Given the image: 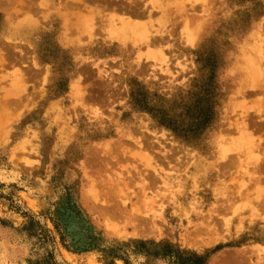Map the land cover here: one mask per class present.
Returning <instances> with one entry per match:
<instances>
[{"label": "rangeland", "instance_id": "1", "mask_svg": "<svg viewBox=\"0 0 264 264\" xmlns=\"http://www.w3.org/2000/svg\"><path fill=\"white\" fill-rule=\"evenodd\" d=\"M107 1L0 0V264H264V126L217 139L264 121V0H160L162 48Z\"/></svg>", "mask_w": 264, "mask_h": 264}, {"label": "bare ground", "instance_id": "2", "mask_svg": "<svg viewBox=\"0 0 264 264\" xmlns=\"http://www.w3.org/2000/svg\"><path fill=\"white\" fill-rule=\"evenodd\" d=\"M141 1L130 0L129 1L130 5H119V4L116 5L113 3L115 6L111 4V1L105 2V5H102V10L106 8H111L114 13L108 16V15H103L102 11H99L98 16L99 19L101 20L100 22L102 24L101 28L103 26L104 28L108 29L109 34L118 35L117 38H121L123 40L122 43L125 44L127 41L130 40L136 46L145 45L147 47L156 46L162 48L161 43L166 41L164 35V23L166 22V17L163 16V14H165V9L163 8L160 0H149L148 4L150 6L146 4L142 5L140 3ZM186 1L190 2L191 6H193L194 5L193 2H196L198 0H186ZM204 1L205 0H202V2ZM178 6L180 8L183 7V2L180 3ZM154 9H160L162 13V16L159 18V20H157L158 26L156 28L154 27V21H153ZM96 16L97 15L94 14V11L90 10L89 14L80 16L79 19L81 20V23H83V27L85 29L86 28L93 29L94 26H96V22H97ZM185 18H186L185 21L187 22V20L189 19H187V17ZM184 30L187 39H189V35H191V32H189L188 30V24L186 28H184ZM159 52L160 53L162 52L161 49ZM259 56H258L259 58H257V56L256 58L254 57L250 62L249 68L246 71L248 82L247 84L246 83L245 84L246 86H248V88L255 87L257 88L258 91H260V93H264V62L262 60L263 53L261 49L259 50ZM248 94L249 91L247 90H240L238 92V95H240L241 97H245ZM260 116H261L260 114L257 115L256 118L257 120L251 119L252 116L248 113L241 116L240 117L241 121L239 122L236 121L229 129L227 134L219 135L217 137L218 142H224V144L225 142H253V143L257 142L254 137V133L257 129L264 126V121L260 120ZM233 131L237 132L236 137L231 136V132ZM249 147L250 149L248 150V153L251 154L252 156L253 164L256 170L260 171L263 168L262 165L263 158L261 157L263 151L261 152L260 145L257 144H251ZM253 179L258 183L262 181V176L260 175L254 176ZM254 249H255L254 251L256 250L259 251V249L256 248Z\"/></svg>", "mask_w": 264, "mask_h": 264}]
</instances>
